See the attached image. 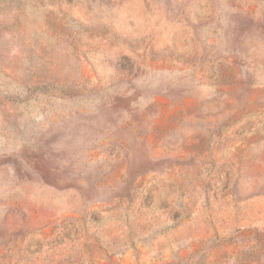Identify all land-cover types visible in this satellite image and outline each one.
Here are the masks:
<instances>
[{"label":"rangeland","instance_id":"rangeland-1","mask_svg":"<svg viewBox=\"0 0 264 264\" xmlns=\"http://www.w3.org/2000/svg\"><path fill=\"white\" fill-rule=\"evenodd\" d=\"M0 264H264V0H0Z\"/></svg>","mask_w":264,"mask_h":264}]
</instances>
